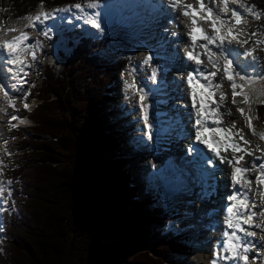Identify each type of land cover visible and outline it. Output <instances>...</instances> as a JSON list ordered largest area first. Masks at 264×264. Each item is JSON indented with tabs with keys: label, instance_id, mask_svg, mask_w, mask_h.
Here are the masks:
<instances>
[{
	"label": "trees",
	"instance_id": "obj_1",
	"mask_svg": "<svg viewBox=\"0 0 264 264\" xmlns=\"http://www.w3.org/2000/svg\"><path fill=\"white\" fill-rule=\"evenodd\" d=\"M248 1L264 14V0ZM85 2L0 0V11L19 18L41 3L53 9ZM73 35L76 43L67 55L59 53L61 63L46 62L30 89L37 100L27 114L31 126L7 132L8 138L22 132L30 138L12 144L11 152L18 153L5 173L19 188L2 213L0 264H166L190 255L186 238L165 232L175 213L156 207L160 199L145 186L137 195L119 157L111 90L119 62L120 74L128 61L106 62L100 55L106 41L77 30L67 36ZM257 115L264 122V104Z\"/></svg>",
	"mask_w": 264,
	"mask_h": 264
},
{
	"label": "snow or ice",
	"instance_id": "obj_2",
	"mask_svg": "<svg viewBox=\"0 0 264 264\" xmlns=\"http://www.w3.org/2000/svg\"><path fill=\"white\" fill-rule=\"evenodd\" d=\"M166 3L173 10H180L181 15L188 20L186 35L189 38V44L186 47L190 50L186 52V56L196 65V68L186 76L192 109L190 115L194 118V144L188 147V154L193 156V163L199 164L202 168L206 185L202 191L210 194L215 190L216 172L213 157L220 163H227L231 168L232 191L227 198L229 203L226 207L225 221L229 231L223 233L224 239L217 245L210 264H225V262L264 264V256H257L250 260V253L256 248L255 239L259 236V239L264 241V163L259 165L255 163L256 160H264V149H261L259 145L252 148L251 140L246 138L242 128L237 127V122L226 119L231 117L232 113L231 109L226 107L228 95L221 91L222 82L228 81L231 89V103L233 105L243 103L247 106L236 109L244 119L245 127L254 137L264 141V132H258L253 124V120L259 117L253 116L251 112L253 97L264 104V77L249 76L239 63L241 55L257 59L254 56L255 48L241 52L233 47L234 41L241 48L249 43L248 39H239L242 32L240 26L246 20L245 14L257 20L264 14L256 11L255 5L246 6L243 0H196V4L186 3L185 0H166ZM213 4L219 7H213ZM230 4L239 5L243 12L231 8ZM38 7L39 10L35 15L28 14L21 18L27 21L23 28L7 29L8 32L19 33L18 35L9 40H0V93H3L6 104L12 108L16 107L13 92H19L27 83V76L30 74L28 70L38 59L37 50L42 51L44 47L41 39L32 41L29 30L37 32L38 37L51 40L55 25H50L48 22L58 18L64 20L65 17L59 14L73 10L85 24L101 32L104 30L100 13L97 11L92 15L88 14V10L100 7L99 0H86L85 3L51 10H45L43 3ZM201 21L208 24L210 29H205ZM247 35L251 38L258 36L259 33L251 32ZM255 43L261 44L264 41L256 40ZM197 48L202 51H197ZM29 56L30 63L27 62ZM152 61L153 56L147 55L142 63L151 68L149 79L155 84L159 73L157 67L152 66ZM205 63L209 67H204ZM4 66H7L6 74ZM129 75L132 79L126 82V87L132 97L137 98L136 106L139 108L140 119L144 126L142 132L147 141H153L155 137L153 130L157 129V125L150 115L153 105L149 102V95L154 94L156 90L145 91L146 85L141 84L136 78L135 69H131ZM8 78L14 82L8 84L6 82ZM27 96L28 93L25 92L22 97L25 110L30 109ZM0 112H3L2 108ZM14 120L25 123L18 115H12L9 121L10 128L16 127L11 123ZM3 142L7 144V140ZM196 144L203 145L212 156L205 155L201 148L194 146ZM5 151L8 156L12 155L10 150L5 149ZM229 152L230 157L227 155ZM246 156L253 159L246 161ZM4 167L3 161L0 160V176L3 175ZM207 167H212L213 171H207ZM253 171L258 173L254 180L250 176ZM12 184V180H0V211L9 210V202L13 195ZM253 184L256 185L255 189ZM254 196H259L260 200L253 199Z\"/></svg>",
	"mask_w": 264,
	"mask_h": 264
},
{
	"label": "rangeland",
	"instance_id": "obj_3",
	"mask_svg": "<svg viewBox=\"0 0 264 264\" xmlns=\"http://www.w3.org/2000/svg\"><path fill=\"white\" fill-rule=\"evenodd\" d=\"M120 1L121 0H109L107 3L109 4L111 11L106 10V12L100 13V21L102 24V28L104 29L102 32L97 30V29L92 28L91 25H89V24H85L83 19H80L78 17V15L75 17H71L70 20H73L76 25L79 23V30H80L79 33H82L88 37H91L92 39H94L97 42L106 41V43L103 42L102 43L103 45H100V48L102 49V50H100V55H101L102 59H104V61L115 62L114 60L121 59V57H123V59H126L128 61V63H129L128 70L124 71V72L121 71L120 74H119V71L121 70L120 69L121 61L119 62V67H118L119 69H118V72L115 76L117 81H116V83L114 82L115 84L114 83L112 84V88L116 87L117 91H120V93L125 94V96L123 98L120 97L121 94L116 96V97L121 98L123 100V101L121 100V102H123L122 103L123 105H121L120 110H122L124 104L126 103V108H128L127 110L130 111L131 109H134L137 106H136V104H132L133 102H136V101H133L131 103H130V101H128L130 95H132L130 92H127L128 89L126 87V82L131 81V79H132V77L129 75V71L131 69H135L136 78L140 81L141 84L145 85L144 83H146V79H147L146 77L148 74V70H146V68H148V67L145 68V66L142 63L143 59L145 58L144 47H141L142 45H140V49H137L138 45L136 43H140V41H135L131 38L132 32H128V31H124L123 33L119 32L121 25L118 26L119 23H117L116 21H120V18L118 16H116L117 14H115L114 11L116 9L120 10L122 7H124V4H122V6H121ZM130 1H132V0H130ZM163 1L165 2L166 0H163ZM185 2L196 4V0H185ZM243 3H245L246 6L251 7V5L248 4L246 0H243ZM72 5H74V4H72ZM130 6H132V5H130ZM212 6L217 7L218 5L213 4ZM38 10H39V7L35 11H33L29 14L35 15ZM88 11H90V10H88ZM168 11H169V13L171 12L170 14L172 15L173 19L178 21L179 26L176 25L175 30L177 32L173 31L174 29L170 27L173 32H169L166 36V39H168V37L171 38L172 35H174V37H175V34H176V36H178L179 34H181L183 32V29L181 26V24H182V18H181L182 15L180 13L181 11L180 10H173L170 7H168ZM88 14L90 15V13H88ZM24 16H26V15H24ZM24 16H22V17H24ZM22 17H19V18L13 17L11 14H9V12L7 10H1L0 11V28L3 31L0 34V40H9L10 38H13L14 36L19 34L16 32H8L7 29L8 28H23L24 25L27 23V21L21 19ZM262 18H263V16L261 17V19L258 20L259 24L256 21L257 19H255V18L251 19V21H252L251 29L248 32L244 31L241 33V34H244L245 32H247V34H248L251 32H258L259 35L255 36V37H251V38H249V36L246 35L240 40H245V39L249 40V43L244 45L243 48H249V47L253 46V48H255L254 56L257 57V59H259L258 63L259 64L261 63V65H264V59H263L264 43H261V44L255 43L256 40L264 41V19H262ZM61 22H62V20L59 21L57 19V20H55V22L54 21L52 22V25L53 24L57 25L58 23H61ZM187 25H188V23H187ZM259 25H260V27H258ZM72 27H73L72 24L70 26L63 25L62 27H55L53 34L57 36V41L54 44L47 42L48 40H45L43 37H39V39H42V41L44 43L43 44L44 47H43L42 51L38 50V53H37L38 59L33 64V66L28 70L30 74L27 76V83L22 87V89L19 91L18 94L13 95L15 98V101H16V106H17V107H15V109H17L18 111L28 112V110H25L24 104L22 102V97H23L24 93L25 92L28 93V87L30 89H32L38 85V81L41 79L43 67H44L46 62H60L61 63V60L59 58V53H63L65 55H67L68 52L71 50V48L68 44L69 39L66 36L67 35L66 30L68 31ZM29 31H30L31 37H34L37 35V32L31 31V30H29ZM76 39H77V36L73 35L70 38V43L71 44L76 43ZM143 39H144V41L139 39V40H141L140 44H142V42H143L144 44L146 43V45H148L147 42H149L148 40L150 38H148L147 36H145V37L143 36ZM174 39H176V41L169 43L168 45H171L170 47H173L174 44L177 45L176 49L174 51L172 49V51L177 53V55H179L181 59H185V57H184L185 54L183 53L184 44L180 41V39H178V38H174ZM57 65H58V63H57ZM256 65H257V62H256ZM173 73H174L173 81H176V80L178 81V80L182 79L181 75H178L174 71H173ZM247 74L249 76H252V77H264V73L259 74V72H258V73L250 74V72L248 70H247ZM169 77L172 78L171 75H169ZM218 79H219V77H218ZM181 82H183V81H181ZM225 82H226V80H224L222 82L221 91L227 93L228 100L226 103V107L228 109H231V113H232L231 117H227L226 119H231V120H234L237 122V127L243 129V134L246 136V138L251 140V147L254 148L255 144H253V143H255V139H254L251 131L247 127H245L244 119L241 118L239 112L236 111L237 107H247V106L244 105L243 103H238L237 105H233L231 103V93L229 91L230 87L227 86V83H225ZM147 85L148 86H147V88L145 87L146 88L145 91H148L149 89H151L150 84L147 83ZM217 99H218V97H217ZM35 103H36L35 99H32L31 101H29L30 107H33L35 105ZM111 103L113 106L110 109L111 114H112L111 119L118 121V125L116 128H118L121 124H127V126L129 125V127H130L131 124L133 123V121L131 119L125 118L123 116L117 118L118 113H117L115 107H117L119 105V103L117 104V101H113ZM260 105H261V103H259V101L256 99V97H253V103L251 105V112H252L253 116H255L257 114L256 111ZM134 106H136V107H134ZM156 107L157 106L152 107L153 110ZM117 110H119V109H117ZM136 112L139 113V111H136ZM151 112H152V109H151ZM150 115L152 117L151 113H150ZM154 115H155V113H154ZM134 118H135V116H134ZM22 119L25 120V118H22ZM134 120L136 122L140 121L139 118L138 119L135 118ZM17 122L21 123L18 120H17ZM21 124H24V123H21ZM253 124L255 125V128L258 132H264V122L259 123L257 119H254ZM134 125H135V123H134ZM6 131H7L6 129H2V128L0 130V160H2L3 164L5 165V167L2 169L3 175H4V172L6 170V165L9 164V160H8L9 156L7 155L5 149L9 148L13 142L12 140H9V139H7L8 140L7 144H5L3 142ZM129 132L130 131L128 129H125V130L122 129L121 137H119L120 141L122 143L121 148L123 149L125 146V150L128 153L130 152V151H128L130 146H129V144L127 145L126 140H129L128 138L131 137ZM21 135H22L21 138H24V139L30 138L29 136H24V134H21ZM19 140H22V139H19ZM2 145L3 146L5 145V147L3 148ZM149 149L148 150L140 149L139 154H136V153L131 154L130 153V158L127 159L128 162L130 161L127 169L132 174L133 180L136 181V183H137L136 184L137 195H138V187H140L138 185H139L140 180L143 177V172H144L143 168H145L144 165H147L148 163L157 164V162H158L156 153L151 155L150 158H147L148 154H149ZM27 153H29V151H27ZM257 155H259V153H257ZM160 165H161V163H160ZM137 169L139 172L137 171ZM253 173L255 174V172H253ZM2 176H0V177H2ZM188 177L192 178L191 172L188 173ZM133 185L135 186V184H133ZM227 185H228V187H230L231 181H229V182L227 181ZM145 186H146L145 187L146 190L147 189L155 190L154 187L157 188L155 181L152 183L147 182ZM14 188L17 189V183L16 182H13V184H12V190L13 191H14ZM178 189L180 192L181 191L180 188H178ZM175 192H178V191H175ZM160 194H161V199L164 203L162 205L161 203L156 202V207H164V208H166L167 211L175 212L176 216H180V219L176 222V227L174 228L172 225H170L166 228V231L167 232L169 230L174 231V234L179 233L178 236L188 239L186 241V243L192 247V251H193L190 255H188L186 257L179 255L177 257L174 256L173 258H169V259H167V261L165 260V263L166 264H187V263L189 264L191 262L193 264H197L196 258H197L198 252H201V251L204 252V247L201 245V241L204 237V233L207 232L209 234V236H211L212 238L215 235V233H211L214 229V228H211V224H212L211 220L218 218L220 207L217 205L215 206V209L218 210V213L214 214L213 211L209 212L210 207H207L205 205L203 206V204L206 200H203V202H201V199H198V202L196 204H198L200 201L202 207L198 205L200 208L199 209L197 208V210L194 211V213H195L194 217L190 218L191 214H189L190 213L189 210L190 209L192 210L196 206V204L191 205L192 202H190V201H186L187 202V204H186V202L183 201L184 199L182 197L181 198L176 197L172 201H170L169 197L165 193V191L163 193H160ZM223 195H224L223 197H225V192ZM252 198L256 199L258 201V199L260 197L254 196ZM11 202L12 201L10 200L8 207H10ZM209 202L210 201H208V203ZM189 205H191V206H189ZM201 213H202V215H200ZM203 213H206V214H203ZM199 215H200V217H199ZM0 216H1V213H0ZM257 222H259V220H257ZM192 224L199 226V227H196V228H198L197 229L198 234L196 233V231H194L195 233L192 231L194 229H192V230L189 229V228H191L190 226ZM2 227H3V222L0 219V231L2 230ZM185 235H187V237H185ZM255 244H256V248L252 253H250V260L254 259L257 256H264V241L260 240L259 236H258L255 239Z\"/></svg>",
	"mask_w": 264,
	"mask_h": 264
},
{
	"label": "bare ground",
	"instance_id": "obj_4",
	"mask_svg": "<svg viewBox=\"0 0 264 264\" xmlns=\"http://www.w3.org/2000/svg\"><path fill=\"white\" fill-rule=\"evenodd\" d=\"M109 0H105V2H103V3H100V7L98 8V9H95V10H90V11H88V13H90V15H92V14H94V12H99V13H104V12H106V10H109V11H111V9H110V7H109V4L107 3ZM120 3H121V6H122V4H124V6H127V5H132V6H135L136 8H138L139 9V3H136L134 0H132V1H130V0H121L120 1ZM231 8H236V9H238V10H240V11H242L243 12V9H240L239 8V5H238V7H235L234 6V4H230L229 5ZM121 11V9L120 10H115L114 11V13L115 14H117L116 16H118L119 18H121V16H120V12ZM139 11V10H138ZM171 13V12H170ZM60 16H62V17H65V19L64 20H62V22L64 23L65 21H69L70 19H71V17H75V16H77L78 14H77V12L75 11V10H73L72 12H69V13H61V14H59ZM152 15H154V17H156L157 16V14H155L154 13V11H152ZM229 16H230V13L228 14ZM246 15V20H245V22L240 26V29L242 30V32H244V31H249L250 29H251V23H252V21H251V19H253V17H251L250 15H247V14H245ZM181 18H182V24H181V26H182V29H183V32L181 33V34H179L177 37L180 39V41L184 44V51H183V53L186 55V52L188 51V50H190L188 47H186V45H188L189 44V38H188V36L186 35V33H187V23H188V20L186 19V18H184V17H182L181 16ZM58 20L60 21V19L58 18ZM176 21V20H175ZM52 22L53 21H49L48 22V24H50V25H52ZM55 22V21H54ZM61 22V23H62ZM145 25H147V23H145V24H143V26H145ZM176 25H178L179 26V23H178V21H176ZM1 31H2V29L0 28V34H1ZM241 32V33H242ZM134 34H135V36L136 37H138L139 39H141V40H143L144 41V39H143V36L145 37V36H147L148 38H151V37H149V35L148 34H145L144 32H143V29L142 28H140V29H138V30H136L135 32H134ZM175 37H174V35H172L171 36V38H170V40H169V42H175L176 41V39H174ZM10 39H12V38H10ZM164 41H167V39L165 40V39H163L162 40V42H164ZM202 42V41H201ZM235 44V45H234ZM183 46V45H182ZM153 48H154V46H152ZM233 47L234 48H237L238 50H240V49H242L241 47L239 48L237 45H236V43H233ZM172 49H173V47H169V51H170V53L172 54L171 55V57H172V62H173V64L175 65V66H178V67H185V65H186V69L187 68H189L187 71H186V69L184 68V70H180V71H176V70H171V71H169L168 72V74H171V76L172 77H174V73H173V71L174 72H176L178 75H181L182 76V79L181 80H176V81H174V88L179 92V96L181 97V99L182 100H184V98H185V101L184 102H186L187 104H188V106L190 107V104H191V100L189 99V96L187 95V93H188V87H187V84H186V78H185V75H186V73H188V72H190V71H193L195 68H196V65L194 64V62H192V61H189L187 58L186 59H181L180 58V56L179 55H177V53H175V52H173L172 51ZM243 49H245V48H243ZM197 51H202L201 49H199V48H197ZM185 57V56H184ZM240 63V62H239ZM241 64V63H240ZM204 66H207V65H204ZM241 66H242V68H243V70L245 71V72H247V70L244 68V66L241 64ZM5 67V74H6V68H7V66H4ZM161 68H163V72H165L164 70H165V65H162L161 66ZM166 70H168L167 68H166ZM180 72V73H179ZM159 77V76H158ZM164 80L165 81H168L169 79H168V77H165L164 78ZM181 81H183V82H181ZM8 84H11L13 81L10 79V78H8L7 79V81H6ZM225 83H227V86H229V82L228 81H226ZM151 86V85H150ZM230 87V86H229ZM151 89H154L152 86H151ZM229 91H230V93H231V89H229ZM154 94H156L157 96H161L162 95V92L161 91H155V93ZM154 94H150V95H154ZM149 95V96H150ZM238 99V101H239V97L237 98ZM151 103V102H150ZM178 106V103H172V104H168V108H170V107H175V106ZM5 106H7V104H6V102H5V98H4V95H3V93H0V108H2L3 109V111H4V107ZM135 109V108H134ZM136 111H139V108L138 107H136V110H135V112ZM154 113H155V118L157 119V121H155L152 117V120L156 123V125L160 122V121H164L165 119H166V117H165V114L163 113V112H161L159 109H158V107H156V108H154ZM140 113V112H139ZM152 114V113H151ZM5 118L6 117H4V113L3 112H0V130H1V127H2V125H3V123H4V120H5ZM21 118V117H20ZM242 118V117H241ZM19 122H20V120H18ZM25 121V123L24 124H30V122L27 120V119H25L24 120ZM175 123H177L178 124V126H176L178 129L181 127V123H182V120L181 119H179L178 121H176ZM191 126V124L189 125H186V129H188L189 127ZM254 127H255V125H254ZM157 129H158V126H157ZM157 129H154L153 131H154V133H155V137H154V140L153 141H151V145H146V147H144V148H142V149H146V150H148L149 148H150V151H152L153 153H156L157 155H159L158 156V158L160 159L161 158V161H160V163L162 164V162L165 160V159H170L171 161H173L176 165H177V161H176V155H175V153H173V149L175 148V146H172L171 145V150H169L168 152H165V153H159V152H156L152 147L154 146V147H156V146H158V145H160V140H162L163 138H164V135H165V133L164 132H161V131H158ZM168 133V132H167ZM178 133H179V131H178ZM254 137V136H253ZM254 139H255V143H253V144H255L254 145V148L257 146V145H259V147L261 148V149H263L264 148V141H261V140H259L257 137H254ZM229 157L231 156V153L229 152L228 154H227ZM253 158L252 157H250V156H246L245 157V160L246 161H251ZM128 161V160H127ZM159 163V164H160ZM243 163V162H242ZM255 163L257 164V165H259V164H261V163H264V160H256L255 161ZM159 166H161V165H159ZM222 169H224L223 170V174H222V177H221V179L220 180H217L216 182H215V185H214V188H215V190L213 191V194H212V197L214 196V209H215V206L217 205V206H219L220 208H219V215H218V218H215V223H217V221H219V220H221V219H223V211H222V207L224 206V204H227L228 203V201H227V198L226 197H228V194L230 193V190H229V187H228V185H227V181L229 182L230 181V173H231V168L228 166V164L227 163H225V164H223L222 166ZM137 171H138V169H137ZM139 172V171H138ZM165 172V171H164ZM188 173L190 172V171H187ZM253 172H255V174L253 173ZM251 174H250V176H251V178L254 180L255 179V177H256V175L258 174L257 173V171H253ZM254 175V176H253ZM181 178H182V181H184V183L186 184V188L188 189V190H190L192 193H193V195L195 194H197L196 193V190H195V187H194V185L192 186L191 184H189V177L188 176H186V175H183V176H181ZM193 178V177H192ZM161 182H162V185L166 188V192H172V191H179V189H178V187H177V185H176V183L174 182V180L172 179V178H170V177H166V178H161ZM175 183V184H174ZM255 187H256V185L255 184H253V188L255 189ZM229 190V191H228ZM182 191V190H181ZM224 192L226 193L227 192V194H226V196L225 197H223L224 195ZM194 195V196H195ZM194 198V197H193ZM260 199V198H259ZM259 199H258V201H259ZM203 200H206V199H201V202H203ZM201 202L199 201V203L198 204H196V206L191 210H189V214H191V216H190V218H193L194 217V215H195V213H194V211L195 210H197V208L199 209L200 207L199 206H201ZM199 205V206H198ZM202 207V206H201ZM210 209H212L211 207H210ZM216 210V209H215ZM208 212V211H207ZM203 214H206V213H203ZM200 215H202V213L200 214ZM200 215H199V217H200ZM191 228H194V230H192L193 232L194 231H197V229L198 228H196V227H199V226H197V225H191L190 226ZM196 229V230H195ZM225 231H229V229H227V227L224 225V227L223 228H219L216 232H215V235L213 236V238L211 237V236H209V234L206 232V233H204V237H203V239H202V241H201V245L204 247V252L203 251H201V252H198V255H197V258H196V263L197 264H210V262H211V260L214 258V253H215V251H216V248H217V245H219L220 243H221V241L224 239V237H223V233L225 232ZM195 233V232H194ZM199 241V240H198ZM188 264V263H187ZM189 264H193V263H189ZM225 264H231V262H225Z\"/></svg>",
	"mask_w": 264,
	"mask_h": 264
}]
</instances>
